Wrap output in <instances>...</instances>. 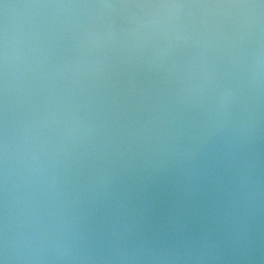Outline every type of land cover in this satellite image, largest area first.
<instances>
[{
    "label": "water",
    "instance_id": "obj_1",
    "mask_svg": "<svg viewBox=\"0 0 264 264\" xmlns=\"http://www.w3.org/2000/svg\"><path fill=\"white\" fill-rule=\"evenodd\" d=\"M0 264H264V0H0Z\"/></svg>",
    "mask_w": 264,
    "mask_h": 264
}]
</instances>
